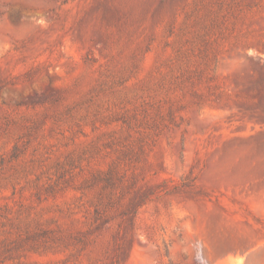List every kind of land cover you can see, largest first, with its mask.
I'll use <instances>...</instances> for the list:
<instances>
[{
	"label": "rangeland",
	"instance_id": "obj_1",
	"mask_svg": "<svg viewBox=\"0 0 264 264\" xmlns=\"http://www.w3.org/2000/svg\"><path fill=\"white\" fill-rule=\"evenodd\" d=\"M0 264H264V0H0Z\"/></svg>",
	"mask_w": 264,
	"mask_h": 264
},
{
	"label": "trees",
	"instance_id": "obj_2",
	"mask_svg": "<svg viewBox=\"0 0 264 264\" xmlns=\"http://www.w3.org/2000/svg\"><path fill=\"white\" fill-rule=\"evenodd\" d=\"M115 180L116 177L111 171L106 172L103 176L100 177V181L103 183V186H102V193L100 194L101 203H99V205L102 204L103 198H105L103 207L111 206L114 203V199L112 196V188L115 185ZM129 210H133L132 207ZM95 214L97 215L98 219H100V224H98V226L106 222L104 209H101L99 206H97L95 208Z\"/></svg>",
	"mask_w": 264,
	"mask_h": 264
}]
</instances>
